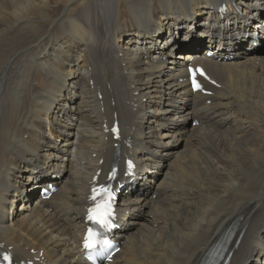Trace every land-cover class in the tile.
Returning <instances> with one entry per match:
<instances>
[{"label": "bare ground", "instance_id": "6f19581e", "mask_svg": "<svg viewBox=\"0 0 264 264\" xmlns=\"http://www.w3.org/2000/svg\"><path fill=\"white\" fill-rule=\"evenodd\" d=\"M188 61L211 94L181 79ZM114 119L136 175L115 184L110 264H199L228 228L229 264H264V0H0V248L16 263L85 264ZM33 180L57 190L32 199Z\"/></svg>", "mask_w": 264, "mask_h": 264}, {"label": "snow or ice", "instance_id": "6c2138e0", "mask_svg": "<svg viewBox=\"0 0 264 264\" xmlns=\"http://www.w3.org/2000/svg\"><path fill=\"white\" fill-rule=\"evenodd\" d=\"M129 167L131 168V164H129ZM101 192H107L106 189H101ZM92 214L90 215V219H95L97 220L98 223H101L105 226L108 225L109 221L107 220V217L109 216L110 212L105 208L104 205H98L96 209L91 210ZM96 233L92 232L91 230L89 231L88 238L85 241V246L86 247H93L95 244L100 243L104 244L107 243L106 241H99L96 239ZM7 259V257H5Z\"/></svg>", "mask_w": 264, "mask_h": 264}, {"label": "rangeland", "instance_id": "374dc122", "mask_svg": "<svg viewBox=\"0 0 264 264\" xmlns=\"http://www.w3.org/2000/svg\"><path fill=\"white\" fill-rule=\"evenodd\" d=\"M188 4H186V3H180V6H174V7H176V8H178V9H180V8H183V7H185V6H187ZM175 13H180L181 15L183 14L181 11H178V10H176L175 11ZM183 20V19H182ZM183 22V21H182ZM184 29H185V27H183ZM181 29V28H180ZM192 33H191V36H197L198 34H200V31H199V29L198 28H196V29H194L193 31H191ZM190 34V33H189ZM196 39H201L199 36H197L196 38H194V37H190V41H192V40H196ZM248 43V41L246 42V44ZM98 97L100 98V94L98 95ZM189 123L191 124V120L189 121ZM160 168V167H159ZM152 174V173H151ZM28 194H31V195H33V197H32V199L35 197L34 195H35V188L32 190V191H30V190H28Z\"/></svg>", "mask_w": 264, "mask_h": 264}]
</instances>
